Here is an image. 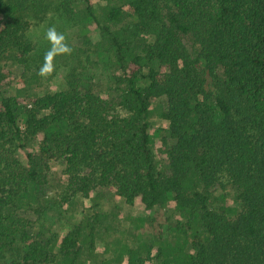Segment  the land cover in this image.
<instances>
[{"label": "trees", "instance_id": "obj_1", "mask_svg": "<svg viewBox=\"0 0 264 264\" xmlns=\"http://www.w3.org/2000/svg\"><path fill=\"white\" fill-rule=\"evenodd\" d=\"M82 1L85 11L71 0L56 11L78 25L80 50L109 73L107 87L80 62L62 90L40 96L27 81L18 87L11 67L30 63V26L45 4L0 0V259L18 250L23 260L9 264L57 260L17 212L63 159L69 173L89 168L90 182L146 212L173 205L166 232L125 244L116 264H264V0ZM162 97L168 175L158 172L149 122ZM223 177L240 203L234 215L227 201L210 203ZM71 180L88 190L84 177ZM79 254L68 234L60 263L77 264Z\"/></svg>", "mask_w": 264, "mask_h": 264}, {"label": "rangeland", "instance_id": "obj_2", "mask_svg": "<svg viewBox=\"0 0 264 264\" xmlns=\"http://www.w3.org/2000/svg\"><path fill=\"white\" fill-rule=\"evenodd\" d=\"M57 1L43 0L45 6L42 9V18L40 22H33L29 30L34 47L30 63L27 67H11L15 72V83L19 87L23 85V81H27V93H37L40 96L47 92L60 91L64 88L68 71L74 66H83L80 64L83 62L88 77L93 78V82L98 86L107 87L109 73L97 68L94 64L95 57L88 59L81 52L82 39L79 27L67 14L60 16L57 13L55 7ZM91 1V5L97 9L106 4V0ZM70 3L76 11L77 5L81 11L86 10L87 3L82 0H71ZM49 28H55L57 33L63 35V43L71 48V53L55 54L62 51L57 47L53 53L54 58L49 56V64L54 65V70L50 75L41 76L38 73L44 63L45 53L53 47L46 35ZM147 82L144 79L141 84L145 85ZM164 105L163 97L155 102L149 113V122L158 172L168 175V160L163 155V147L160 145V139L168 135L166 131L160 129L163 126L160 112ZM28 108H32V105L29 104ZM118 111L119 107L116 106L114 112ZM14 149L19 159L23 161V148L14 146ZM1 168L5 171L4 167ZM67 168V164L61 159L58 167H53L50 171L48 182L40 185L41 188L35 192L37 200L30 199L18 207L17 214L23 226L43 243L50 244L51 254L56 255L57 260L42 264H61L63 239L68 234H71L80 246L77 264H116L120 259L119 250L122 246L125 248V244L137 247L140 242L166 232L167 218L173 219L171 203L146 212L140 200L130 204L103 186L100 179L96 178L90 182L89 177H92V174L89 168L81 167L70 173ZM81 177L89 184L88 190L84 193L77 192V186L71 180ZM43 194L45 198L42 200ZM209 196L212 207L224 208L227 201L229 215H234L240 210V203L234 197V187L226 177L210 188ZM17 258L22 259V254L18 250L7 252L6 259L2 258L0 261L1 264H9L13 259L19 260Z\"/></svg>", "mask_w": 264, "mask_h": 264}, {"label": "clouds", "instance_id": "obj_3", "mask_svg": "<svg viewBox=\"0 0 264 264\" xmlns=\"http://www.w3.org/2000/svg\"><path fill=\"white\" fill-rule=\"evenodd\" d=\"M47 38L52 43L53 47L45 53L44 63L39 70V75L47 76L50 75L51 72L54 70V65L49 64V56H53L54 58V50L59 47L62 51L55 52V54H70L71 48L68 47L65 43H63L64 37L62 34L57 33L55 28H49L47 30Z\"/></svg>", "mask_w": 264, "mask_h": 264}]
</instances>
